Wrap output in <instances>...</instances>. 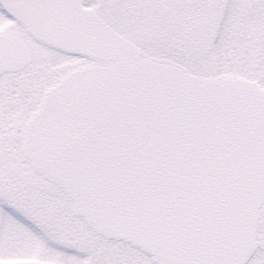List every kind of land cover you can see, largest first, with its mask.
I'll return each instance as SVG.
<instances>
[{
  "label": "snow or ice",
  "instance_id": "6c2138e0",
  "mask_svg": "<svg viewBox=\"0 0 264 264\" xmlns=\"http://www.w3.org/2000/svg\"><path fill=\"white\" fill-rule=\"evenodd\" d=\"M0 264H264V0H0Z\"/></svg>",
  "mask_w": 264,
  "mask_h": 264
}]
</instances>
